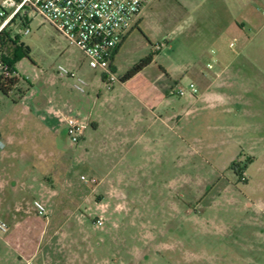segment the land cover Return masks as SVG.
Wrapping results in <instances>:
<instances>
[{
    "label": "rangeland",
    "instance_id": "374dc122",
    "mask_svg": "<svg viewBox=\"0 0 264 264\" xmlns=\"http://www.w3.org/2000/svg\"><path fill=\"white\" fill-rule=\"evenodd\" d=\"M248 5L253 24L242 31ZM137 24L115 56L113 82L40 16L18 17L1 36L12 43H0V59L1 49L14 54L20 82L9 96L0 90V191L5 198L10 191L34 229L0 237V264H264V92L256 89L251 116L238 118L230 67L223 87L207 95L227 101L217 109L194 103L207 92L189 72L197 62L210 76L216 70L206 64L217 55L264 54V0H158ZM150 55V65L122 81ZM255 62L264 68V58ZM60 67L85 79L86 93ZM260 77L252 76L258 85ZM147 95L159 100L155 113L164 121L152 132L137 120ZM14 100L32 112L15 110ZM46 105L84 123L86 140L73 143L67 129L45 133ZM12 117L13 127L4 123ZM143 130L152 140L140 138Z\"/></svg>",
    "mask_w": 264,
    "mask_h": 264
},
{
    "label": "built area",
    "instance_id": "2783aa9c",
    "mask_svg": "<svg viewBox=\"0 0 264 264\" xmlns=\"http://www.w3.org/2000/svg\"><path fill=\"white\" fill-rule=\"evenodd\" d=\"M154 0H6L1 8L0 33L10 27L15 20L30 15L40 16L51 24L58 33L83 53L90 67L101 69L107 82L116 80L113 74V62L117 51L123 44L130 30L136 25L141 10ZM30 32L29 28L24 31ZM234 46V43H231ZM209 68H213L209 65ZM59 74L74 79L73 88L86 93L88 82L82 77L60 67ZM11 68L0 59V77L13 78ZM190 92L197 93L194 84ZM180 91L179 95H183ZM67 133L73 143H80L85 135L86 125L74 116L64 117ZM5 147L0 141V151ZM85 179V177H83ZM38 215L47 217V208L35 201ZM98 226L104 225L102 218L96 221ZM9 231L8 223L0 219V234Z\"/></svg>",
    "mask_w": 264,
    "mask_h": 264
},
{
    "label": "crops",
    "instance_id": "0c3cea01",
    "mask_svg": "<svg viewBox=\"0 0 264 264\" xmlns=\"http://www.w3.org/2000/svg\"><path fill=\"white\" fill-rule=\"evenodd\" d=\"M6 0H0V5L5 2ZM158 0H154L152 3L147 4L146 6L143 7V9L140 12V15L137 18L136 24L141 20L142 12L145 9L151 8L154 3ZM252 8L248 5L244 11L242 12L241 18L238 21L237 25L239 28L242 29V31L245 30V28L249 25L253 24V18L250 16L251 15ZM9 28V27H8ZM7 29H5V34L7 33ZM8 39L6 42L3 44V46L7 45V43H12L11 42V37L8 36ZM234 47V46H233ZM2 48V47H1ZM1 55L4 57H12L13 53L8 55L5 52H2L1 49ZM264 58V54H253L251 52H238L234 54L231 58H229L227 55H217L215 59L210 60L207 62L206 66L208 67L209 65H212L213 68H210L211 70H216L215 72H210V76L206 75L205 73H201L198 70V63L192 64V67H190L189 72H192L195 76H197V81L200 83L201 87L204 89V92H207L205 95L201 96L200 98L194 100V103H200V102H208L211 105L209 106L210 108L216 107V109L222 105V103H227V101L223 100L220 95L214 96L215 98H208L211 90H218L222 88V84H220L219 80L221 78V75L227 71V69L230 67L232 71V75L235 77L236 82H234L231 85V90H232V96H231V101L230 103L233 105L232 112H234L235 116L240 118H246L251 116V108L255 106L256 103V98H255V92L256 89H260V91L264 92V68L259 67L258 63L255 62V60L258 58ZM117 57V56H116ZM113 62V68L115 64V60ZM230 59V61L228 60ZM215 63L218 65L216 66ZM219 67V68H218ZM16 69V68H15ZM209 69V68H208ZM209 70V71H211ZM17 72V71H16ZM254 74H257L260 77L258 80H260V84H256L254 80H257L256 78H252ZM104 78V77H103ZM254 79V80H253ZM105 80V79H104ZM15 89V88H13ZM12 89V90H13ZM12 92V91H11ZM146 92L150 93L148 89H146ZM27 93V92H26ZM22 96L21 99H23L26 95ZM10 94V93H9ZM208 95V97H207ZM148 99H142L139 102V109H140V114L137 117V120L139 121L138 123H142L144 126V122L146 121V127L149 132H152L153 129L156 127L157 123L160 121H163V117L159 116L155 112L159 108V100L150 98L149 95H147ZM207 97V98H206ZM208 100V101H207ZM14 109L19 108L22 106V109L25 112H32L31 109L27 105L23 104H18L16 100H14ZM229 102V101H228ZM191 104V103H190ZM155 108V110H154ZM16 110V109H15ZM14 110V111H15ZM191 110H188V113H190ZM221 113V112H220ZM41 115V120L43 127H45L46 132L48 134H54L58 133L62 129H67L66 124L64 122V117L59 116L58 110L56 107L48 106L46 105L45 107L40 110ZM219 112L216 110L215 115H218ZM220 115V114H219ZM175 115L173 114L172 116L168 117L169 119L174 120ZM89 124L92 125L93 130H98L100 128L99 121L88 119ZM15 118L12 117L11 119L8 118L6 122L4 123H9L11 124V127L14 126L15 124ZM141 126V128H142ZM5 128V126H4ZM3 128V130H5ZM1 129V127H0ZM131 128L129 126H125L124 131L129 132ZM86 132V131H85ZM5 133V131H4ZM146 135L145 131L143 130L141 133L140 138H142ZM153 134V133H152ZM7 135V134H6ZM147 136V135H146ZM145 139L149 142L152 140L150 139L149 136L145 137ZM13 140L12 135H8L7 141L10 143ZM82 140H86V134L84 135ZM1 141V140H0ZM6 148V143L3 141ZM4 149L0 151V157L2 156ZM7 196L6 198L3 197L5 191H0V219L5 220L9 224V231L6 234H0V237L4 235V239H19L20 236L23 235H28L29 233L33 232V227L31 226L30 223H27L25 220V212H23V208L21 204H17L14 201H9L11 193L10 191H6ZM23 214V215H22ZM26 250L28 252H34L33 248L30 246V242L28 240L25 241L24 244ZM32 254V253H31ZM36 256V253L32 254V258Z\"/></svg>",
    "mask_w": 264,
    "mask_h": 264
},
{
    "label": "trees",
    "instance_id": "16d2710c",
    "mask_svg": "<svg viewBox=\"0 0 264 264\" xmlns=\"http://www.w3.org/2000/svg\"><path fill=\"white\" fill-rule=\"evenodd\" d=\"M138 26V24H136ZM5 34V30H3L0 33V43L4 44L3 39H1V36ZM15 44V43H13ZM118 52V51H117ZM14 55V54H13ZM3 61L8 64L11 68V73L15 74L13 78H7L4 79L0 77V90L7 96H9V93L12 91V89L20 82V77L15 69V61L12 60L10 57H4L2 56ZM153 60V55L148 56L146 59L141 61L138 65H136L131 71H129L123 78L122 81H127L131 78H133L135 75H137L139 72H141L145 67L150 65ZM252 161V158L249 159ZM231 169L234 170L237 174H240L241 167L240 163L238 161H234L231 165Z\"/></svg>",
    "mask_w": 264,
    "mask_h": 264
}]
</instances>
